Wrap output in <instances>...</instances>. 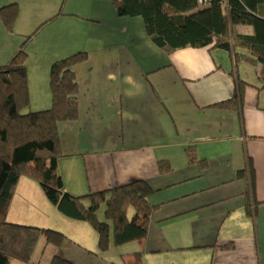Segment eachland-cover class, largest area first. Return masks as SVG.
<instances>
[{
  "label": "crops",
  "instance_id": "1",
  "mask_svg": "<svg viewBox=\"0 0 264 264\" xmlns=\"http://www.w3.org/2000/svg\"><path fill=\"white\" fill-rule=\"evenodd\" d=\"M11 1L21 12L13 31L0 22V63L59 13L27 45V62L37 60L44 69L42 101L33 98L28 81L37 111L51 103L52 63L88 53L74 67L79 116L58 123L65 190L81 196L145 180L154 189L149 202L157 207L144 240L122 246L112 241L99 251L88 222L61 213L36 180L22 176L8 212L20 196L27 199L25 216L33 217V225L67 236L49 249L48 264L55 255L73 264H133L137 252L141 264H264L263 64L237 63L234 54L213 46L167 54L148 36L143 17L119 16L114 0H88L84 10L74 2L67 8L68 0L6 4ZM232 32L252 37L255 30L234 25ZM239 79L249 83L241 109L215 107L238 94ZM191 149L196 162H190ZM160 160L172 170L160 173ZM228 243L233 247H219ZM42 257L33 264H43Z\"/></svg>",
  "mask_w": 264,
  "mask_h": 264
},
{
  "label": "trees",
  "instance_id": "2",
  "mask_svg": "<svg viewBox=\"0 0 264 264\" xmlns=\"http://www.w3.org/2000/svg\"><path fill=\"white\" fill-rule=\"evenodd\" d=\"M114 6L119 16H142L148 36L167 54L189 46H213L234 54L237 63L261 62L260 78L264 77V0H227L225 7L215 0L205 8H200L197 0H114ZM20 12L17 2L0 7V18L7 31L15 29ZM234 25H251L255 33L252 37L234 36ZM39 28L7 64L0 65V264H12L14 259L29 263L42 236L55 246L67 239L56 229L4 220L22 176L36 180L61 213L88 222L98 234L99 251L109 249L112 241L122 246L144 240L157 208L149 202L154 189L145 180L117 184L81 196L65 190L58 168L63 155L58 123L79 116V86L74 67L86 61L88 53L78 51L54 61L50 69V108L22 113L30 100L26 45ZM236 83L238 94L215 107L241 109L244 89L249 83L241 79ZM188 155L190 162L198 160L194 149L188 150ZM158 167L160 173L172 170L166 160H160ZM250 184L253 186V181ZM103 206L105 220L102 221L99 211ZM247 209L248 213L253 212L251 204ZM135 254L133 264H141V252ZM50 264L73 262L55 255Z\"/></svg>",
  "mask_w": 264,
  "mask_h": 264
},
{
  "label": "rangeland",
  "instance_id": "3",
  "mask_svg": "<svg viewBox=\"0 0 264 264\" xmlns=\"http://www.w3.org/2000/svg\"><path fill=\"white\" fill-rule=\"evenodd\" d=\"M6 1H8V0H0V6L6 5ZM73 2L76 3V5H78V7L79 8H82L83 10H84V8H86L88 6V0H68V7L67 8H70L72 6L70 3H73ZM7 4H10V3H7ZM205 7H207V5L200 6V8H205ZM0 22H1L2 26L4 27V25H3L2 21H1V18H0ZM28 37H29V35L25 39H23V41H21L19 43L18 49L20 48V46L22 45V43L27 40ZM38 39L39 40H38L37 44L43 45L42 43H39L41 41V38H38ZM28 43H27V45H28ZM27 45H26V50H27ZM36 45L29 46L28 49L29 50H32L33 48L36 47ZM16 52H17V50L15 51V53ZM27 53H28V51H27ZM11 58L12 57H9L7 59V62L0 63V65L7 64L11 60ZM36 61L37 60H33V61H28L27 62L28 73H29L28 81L31 83V89H32L33 98L35 99L36 96H37V98H39L42 101L44 99V91H42L41 88H40V84H41V77L40 76H42V74L44 73V69L41 66H38L36 64ZM50 69H51V66H50ZM42 83L46 86V83L44 81H42ZM49 89H50V87H49ZM50 94H51V91H50ZM50 98H51V103H50V106H51V104H52V95H51ZM29 99H30L29 100V106H27L25 109H23L22 110V113L34 112V111H37L36 109H40V108H35L34 103H31L30 102L31 101L30 90H29ZM50 106L43 107V108L49 109ZM43 110H45V109H43ZM38 111H40V110H38ZM26 203H27V199H21L20 196L17 197L14 200V204L12 205L11 210L7 213V215H5L4 220L10 221V222L19 223V224H24V223H21L22 221H24V222H26L25 223L26 225L37 226V225H33L36 221H34V219H33L32 216L30 217V219H28L25 216V214L27 212L26 211V205H25ZM101 212L105 213V206H103L101 208V210L99 211V217L103 221V220H105V215H104V217H102L101 214H100ZM31 213L32 214L35 213L34 210H33V212L31 211ZM132 213H133V210L131 209L130 210V214H132ZM46 228H50V227H46ZM51 229H54V228H51ZM44 246H46V248L48 249V251H46L45 254L43 255V252H44L43 251V248H44ZM52 247H54L53 244H51V243L48 244L46 242V240H45V237L42 236L40 238L39 242L37 243V248H36L35 253L33 254V256L31 258L30 264H33V263L38 262V259H40L42 257V255H43V257H42L43 264H48V261H46V259H47L48 255H49L48 254L49 253V249H52ZM41 252H42V255H41ZM49 258H50V256L48 257L47 260H49ZM12 264H28V263L22 262V261L17 260V259H14V260H12Z\"/></svg>",
  "mask_w": 264,
  "mask_h": 264
},
{
  "label": "built area",
  "instance_id": "4",
  "mask_svg": "<svg viewBox=\"0 0 264 264\" xmlns=\"http://www.w3.org/2000/svg\"><path fill=\"white\" fill-rule=\"evenodd\" d=\"M215 0H197L199 5H211ZM224 7L227 5V0H218Z\"/></svg>",
  "mask_w": 264,
  "mask_h": 264
}]
</instances>
